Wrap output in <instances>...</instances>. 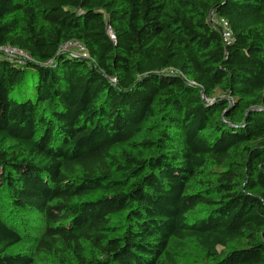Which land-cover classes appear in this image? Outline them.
Wrapping results in <instances>:
<instances>
[{
    "label": "trees",
    "instance_id": "obj_1",
    "mask_svg": "<svg viewBox=\"0 0 264 264\" xmlns=\"http://www.w3.org/2000/svg\"><path fill=\"white\" fill-rule=\"evenodd\" d=\"M0 47V264H264V0H0Z\"/></svg>",
    "mask_w": 264,
    "mask_h": 264
},
{
    "label": "built area",
    "instance_id": "obj_2",
    "mask_svg": "<svg viewBox=\"0 0 264 264\" xmlns=\"http://www.w3.org/2000/svg\"><path fill=\"white\" fill-rule=\"evenodd\" d=\"M210 22L214 29H217L223 36L224 40L229 43L233 40V31L231 30L228 21L223 18H218L215 12H211L209 15ZM61 51L69 54L72 57H82L87 59L88 54L82 45L76 42H70L61 47ZM0 55L8 58H18L22 60H32L31 56L24 51H20L11 47H0Z\"/></svg>",
    "mask_w": 264,
    "mask_h": 264
},
{
    "label": "rangeland",
    "instance_id": "obj_3",
    "mask_svg": "<svg viewBox=\"0 0 264 264\" xmlns=\"http://www.w3.org/2000/svg\"><path fill=\"white\" fill-rule=\"evenodd\" d=\"M223 98V95H221L220 93H217V95H216V98ZM25 222H23V223H26L28 220H24ZM28 223H33L32 221H31V219L28 221ZM26 249V246H24V245H22V246H19V247H17L15 250H13V252H20V251H23V250H25Z\"/></svg>",
    "mask_w": 264,
    "mask_h": 264
}]
</instances>
